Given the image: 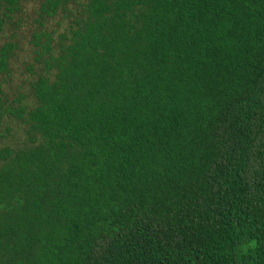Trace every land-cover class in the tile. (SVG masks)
I'll use <instances>...</instances> for the list:
<instances>
[{
	"label": "trees",
	"instance_id": "obj_1",
	"mask_svg": "<svg viewBox=\"0 0 264 264\" xmlns=\"http://www.w3.org/2000/svg\"><path fill=\"white\" fill-rule=\"evenodd\" d=\"M36 1L11 100L0 44V264H264V0Z\"/></svg>",
	"mask_w": 264,
	"mask_h": 264
},
{
	"label": "rangeland",
	"instance_id": "obj_2",
	"mask_svg": "<svg viewBox=\"0 0 264 264\" xmlns=\"http://www.w3.org/2000/svg\"><path fill=\"white\" fill-rule=\"evenodd\" d=\"M36 2V0L22 2L20 12L15 14V18H21L19 26L15 28L12 25L11 28L6 29L5 34L0 35V44L8 39L14 40L17 44L16 54H14L13 60L10 61L12 77L9 82L3 85L9 100L18 94V85L26 86L29 79L33 76V72L41 71V65L34 60L33 46L31 44L32 32L41 28L34 20L37 17L34 11L37 5ZM53 20H48L45 28L53 31V35L57 36L62 27ZM12 34L14 35L12 36ZM25 99L28 100V97ZM11 143H13L11 140L0 139V145H10Z\"/></svg>",
	"mask_w": 264,
	"mask_h": 264
}]
</instances>
